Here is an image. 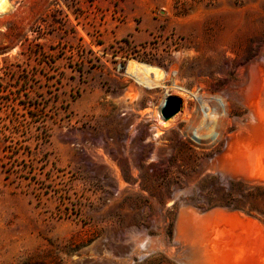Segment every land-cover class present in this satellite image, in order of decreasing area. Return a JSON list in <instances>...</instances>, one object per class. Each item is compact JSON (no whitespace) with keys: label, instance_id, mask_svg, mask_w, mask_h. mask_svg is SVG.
Listing matches in <instances>:
<instances>
[{"label":"rangeland","instance_id":"rangeland-1","mask_svg":"<svg viewBox=\"0 0 264 264\" xmlns=\"http://www.w3.org/2000/svg\"><path fill=\"white\" fill-rule=\"evenodd\" d=\"M234 186H264V0L0 5V264H264Z\"/></svg>","mask_w":264,"mask_h":264},{"label":"trees","instance_id":"trees-1","mask_svg":"<svg viewBox=\"0 0 264 264\" xmlns=\"http://www.w3.org/2000/svg\"><path fill=\"white\" fill-rule=\"evenodd\" d=\"M240 186V185H239ZM235 188V186L233 187ZM232 188V189H233ZM240 187H236L235 189L236 190H239V192L241 191L242 192V197L244 198H250V197H256V195H261L262 197H264V186H252L250 188H246L245 191H242V187L241 189H239ZM231 192L228 194L229 196H231ZM242 203L239 201V200H236L234 198L226 201L225 203H222V204H219L220 206H226V207H230L232 209H235V210H243V205H241ZM214 206H218V204L216 205H212V207ZM253 211V209H248L247 212H251ZM264 222V219L262 220Z\"/></svg>","mask_w":264,"mask_h":264},{"label":"water","instance_id":"water-1","mask_svg":"<svg viewBox=\"0 0 264 264\" xmlns=\"http://www.w3.org/2000/svg\"><path fill=\"white\" fill-rule=\"evenodd\" d=\"M180 110V101L173 96H169L165 99L162 110H161V115L163 119L166 121L173 117L178 111Z\"/></svg>","mask_w":264,"mask_h":264},{"label":"bare ground","instance_id":"bare-ground-1","mask_svg":"<svg viewBox=\"0 0 264 264\" xmlns=\"http://www.w3.org/2000/svg\"><path fill=\"white\" fill-rule=\"evenodd\" d=\"M5 0H0V5H2V3L4 2ZM5 4V3H4ZM4 12V11H3ZM136 65V64H134ZM137 67L140 69V72L143 74V78H149V79H154V76L157 74V69L156 68H153L151 66H146V65H142V64H137ZM136 70V69H135ZM157 77V76H155ZM158 78V77H157ZM159 79V78H158ZM142 83H144L143 81L144 80H141ZM148 81H146V84H147ZM151 82V81H150ZM162 82V81H161ZM160 84V83H159ZM170 95H168L169 97Z\"/></svg>","mask_w":264,"mask_h":264},{"label":"built area","instance_id":"built-area-1","mask_svg":"<svg viewBox=\"0 0 264 264\" xmlns=\"http://www.w3.org/2000/svg\"><path fill=\"white\" fill-rule=\"evenodd\" d=\"M150 46V45H149ZM141 48V47H140Z\"/></svg>","mask_w":264,"mask_h":264}]
</instances>
